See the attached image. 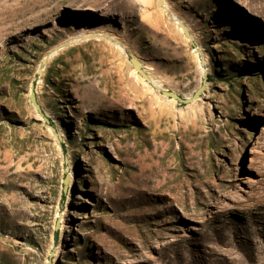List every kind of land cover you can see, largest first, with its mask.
I'll return each mask as SVG.
<instances>
[{"label": "rangeland", "instance_id": "obj_1", "mask_svg": "<svg viewBox=\"0 0 264 264\" xmlns=\"http://www.w3.org/2000/svg\"><path fill=\"white\" fill-rule=\"evenodd\" d=\"M164 1L0 0V264H264V0Z\"/></svg>", "mask_w": 264, "mask_h": 264}, {"label": "bare ground", "instance_id": "obj_2", "mask_svg": "<svg viewBox=\"0 0 264 264\" xmlns=\"http://www.w3.org/2000/svg\"><path fill=\"white\" fill-rule=\"evenodd\" d=\"M143 1V3L145 4V5H151L153 2H155V0H142ZM162 3H164V6L162 7V8H164L163 10L165 11H167L168 9H165V6H167V3L163 0V2ZM243 3V0H238V4H242ZM162 13V12H161ZM69 18H71L70 16H68ZM90 20V19H89ZM92 20H90L89 22H91ZM175 26H177V28H178V30L180 31V32H182V33H184V31L186 32V28H185V26L183 25V23L181 22V21H179V20H177L176 21V23L174 24ZM88 37H90V36H88ZM137 60V59H135V58H132L131 59V63H132V65L134 66V68L136 69H134L135 71H133V73H132V75H133V77L135 76L136 78H137V80H138V82L140 83V84H142V85H146L147 84V82H145V80L146 81H148V82H150V83H153L154 81L156 82V77H155V74L150 70V69H147L148 67H144V65L140 62V61H138V66L137 65H135V62H134V60ZM140 73L141 74V76H139L138 75V73ZM149 76V77H148ZM134 77V78H135ZM162 82V81H161ZM160 82V83H161ZM157 84H158V82H156ZM148 85V84H147ZM159 85V84H158ZM165 94L167 95V96H169V97H171V98H173V93L172 94H170V93H168V92H165ZM39 108V106L38 107H36V109H38ZM73 176H71V178H72ZM70 178H68V179H66V185H67V182H68V185L70 186V184H71V179L69 180ZM69 208L70 207H68V210H69ZM64 240L62 239V242H63ZM61 243V242H60ZM62 253H63V245L61 246V244H60V246H59V248L57 249V247H55L54 248V253H53V258H52V260H59L60 258H61V255H62ZM51 264H53V263H51ZM54 264H56V263H54Z\"/></svg>", "mask_w": 264, "mask_h": 264}, {"label": "water", "instance_id": "obj_3", "mask_svg": "<svg viewBox=\"0 0 264 264\" xmlns=\"http://www.w3.org/2000/svg\"><path fill=\"white\" fill-rule=\"evenodd\" d=\"M133 60H134V59H133ZM47 62H48V58H45V59L43 60V65L47 64ZM134 62H135V65L138 66V61H137V60H134ZM41 71H42V70H41ZM199 92H200V89L197 91V93L195 94V96L193 97V99H196V98H197ZM170 94H172V93H170ZM173 98L176 99L177 101H181V102H183V103H188V102L190 101V100H181V99L179 98V96H178L176 93H173ZM32 102L34 103L35 107H38V105L35 103V98H34L33 95H32ZM38 110H40V109L38 108ZM65 183H66V181H65ZM49 264H50V263H49Z\"/></svg>", "mask_w": 264, "mask_h": 264}, {"label": "trees", "instance_id": "obj_4", "mask_svg": "<svg viewBox=\"0 0 264 264\" xmlns=\"http://www.w3.org/2000/svg\"><path fill=\"white\" fill-rule=\"evenodd\" d=\"M74 185H75V184H74ZM68 204H69V203H68ZM28 242H32V239H31V238H29V239H28Z\"/></svg>", "mask_w": 264, "mask_h": 264}]
</instances>
